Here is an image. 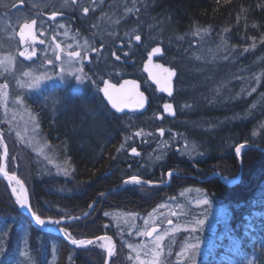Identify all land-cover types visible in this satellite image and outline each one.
Listing matches in <instances>:
<instances>
[{
	"label": "trees",
	"instance_id": "obj_1",
	"mask_svg": "<svg viewBox=\"0 0 264 264\" xmlns=\"http://www.w3.org/2000/svg\"><path fill=\"white\" fill-rule=\"evenodd\" d=\"M102 1L105 13L124 18V46L118 35L100 37L104 51L87 64L85 77L95 76L100 87L101 80L137 81L147 109L115 112L87 78L81 89L26 99L67 175L23 147L1 119L0 166L6 145L5 170L23 182L32 210L43 219L88 213L59 227L77 239L111 236L109 264H132V248L145 239L138 233L153 226L160 233L180 228L163 242L160 259L170 264H185L179 253L197 240L196 264H264V0ZM19 2L24 7L14 9ZM33 9L79 12L72 0L67 6L65 0H0V15ZM154 47L161 48L154 62L177 70L171 98L144 71ZM133 175L142 183L122 188ZM237 177L231 185L221 180ZM204 198L210 205L197 206ZM204 213V226L191 232ZM154 214L157 220L146 225ZM100 245L75 248L34 227L0 178V264H105Z\"/></svg>",
	"mask_w": 264,
	"mask_h": 264
},
{
	"label": "rangeland",
	"instance_id": "obj_2",
	"mask_svg": "<svg viewBox=\"0 0 264 264\" xmlns=\"http://www.w3.org/2000/svg\"><path fill=\"white\" fill-rule=\"evenodd\" d=\"M12 14L19 15L14 13ZM5 15L6 14L0 15V39H5L10 43L13 41L14 44V41H16L18 38L20 27L22 23L25 22L26 18H20L19 16H16V18H6ZM65 32L67 35H65ZM41 40L44 41V43L40 44L39 46L41 60L34 66H31L24 58L19 57L18 53L15 54V52L11 51L7 42L0 40V60H3L9 55L15 57V64L10 68L9 71H4L3 67H0V85H8V87L4 90L6 97L4 99H0V119L5 121L6 124L12 129L18 142L23 145V147L37 154L47 165L53 167L56 172L65 174L64 170L66 167L54 160L53 156L50 154L49 146L45 142L44 138L40 135V129L39 127H36V117L32 112L31 107L27 104L26 99L35 100L37 97L42 99L44 93L49 94L52 92L50 89H52L54 85H64L66 83H71L75 90L80 89L82 83L75 79V75L84 76L83 73H78L77 69L82 68L83 62L86 60V54L89 53L87 50L88 44H86L88 41H81L65 27L57 28L56 25H54L52 28H48V31L44 28H40V30L36 33V42ZM57 44L61 46L59 50H56L55 46ZM70 51L80 52L83 59L81 60L78 58L75 60H70L68 58V52ZM56 55H60L61 59L56 60ZM49 60H52L53 63H48ZM155 64L156 63L153 60V65ZM153 65L148 66L149 70L153 73L163 76L160 70L156 69ZM62 67L66 69V71L63 73L61 72ZM24 71H28L32 75L26 77L22 75ZM147 73L149 75L148 71ZM43 74L52 77V79H43L36 86H28L31 84L33 76H40ZM150 80L156 85L157 90L160 91L159 86L151 79V77ZM162 93L167 94L166 92ZM17 97L20 98L22 103L17 101ZM5 99L7 107H5ZM17 133H19V135H17ZM5 158L6 157L3 155L2 167L4 169ZM168 178H170V175H168ZM8 185L10 186L11 194L12 188H17L19 190V186L15 182H9ZM128 185L133 184H125V186ZM12 196L15 201V196L13 194ZM158 216L159 215L157 214L152 215L149 219H146L148 223L145 224H154ZM47 221L48 220H46V222ZM172 228L175 227H169L166 229ZM156 230L157 232L153 233L152 237L142 236L145 238L144 241H142L140 245L134 246L132 248V252L134 254V257L132 258V264H139L140 261L152 258L146 255L145 249L151 248L152 241L157 233H164H160L158 228H156ZM171 234L172 233L170 232L168 236H165V239L167 238L169 240ZM100 243L104 244L105 247L102 249L106 251L108 241H101ZM180 260H187V253H185L183 256L180 255Z\"/></svg>",
	"mask_w": 264,
	"mask_h": 264
},
{
	"label": "snow or ice",
	"instance_id": "obj_3",
	"mask_svg": "<svg viewBox=\"0 0 264 264\" xmlns=\"http://www.w3.org/2000/svg\"><path fill=\"white\" fill-rule=\"evenodd\" d=\"M73 5H75V0H72ZM68 5V0H65V6ZM78 7V5H75ZM90 11L89 7L84 6L83 7V12L85 14H87ZM129 12L132 11V9H128ZM58 13L57 12H53L51 18L55 19L57 17ZM117 23H119V21H117ZM37 25V21L35 19H32L28 22H23L21 27H20V32H19V36H20V40L22 43L28 44V47L25 48V50L23 51H19V56L24 57L27 60H31L34 56H36V50L35 48H33L31 46V44L28 43L27 38L25 37V30H32V35H31V41L33 43L36 42V36L34 33V29ZM60 28H64L65 25L64 24H60L58 25ZM204 31H207V29H204ZM227 31V30H225ZM65 35H67V33L65 32ZM134 39L136 41H140L141 40V36L140 35H135ZM131 41H129L130 43ZM40 44H43L44 41L41 40L39 41ZM226 43V41H225ZM87 44V42H86ZM56 50H59L61 48V46L59 44H57L56 46ZM29 49H31L29 51ZM92 51H98V49L96 48H92ZM245 51H247V49H245ZM161 54V48L160 47H154L152 48L151 52L148 54V63L147 65H145V71L149 72V76L151 77V79L159 86V90L161 92H166L168 96H172L173 95V90H172V81H173V77H175L177 75V70L174 68H170V67H165L163 64H155L153 65V56L156 55H160ZM112 55H116L114 52L112 53ZM125 55H128V53H125ZM68 58L70 60H75V59H83V57L81 56L80 52L77 51H70L68 52ZM56 60H60L61 56L60 55H56L55 56ZM116 59L119 60L120 57L116 56ZM48 63H53L52 60H49ZM15 64V57L14 56H7L5 57L3 60H0V67H3L4 71H9L10 68L12 66H14ZM149 65H153L156 69H159L160 72L163 74V76H160L156 73H153L149 70ZM66 69H64L63 67L61 68V72H65ZM83 68H78L77 72L78 73H83ZM22 75L28 77L31 76L32 74L28 71H24L22 73ZM75 75V74H74ZM87 78L91 83L95 84L97 86V90L99 92L103 93V96L107 99V101L110 103L111 107L113 109H115L117 112H123L125 108H132V109H143L145 107L147 98L145 97L144 93L139 91V87L136 83L135 80H124L123 83H120L119 86H117L116 83H111L108 80H101L100 83H102L104 86L100 87L99 84L96 81L95 76H91V77H84L82 75H75V79L78 82L83 83L84 79ZM43 79H52V77L47 76L46 74L40 75V76H33L32 77V82L31 84H29V87L32 86H36L38 85L41 80ZM131 85V88L127 89L126 94H122L124 92V90H126V86ZM8 87L7 84L4 85H0V99H4L6 97V93L4 92V90ZM253 91H255V89H253ZM17 101H20V98L17 97ZM5 103V107H7L6 104V99L4 100ZM164 110L166 112H168L170 115H174L173 112V106L172 104L169 103H165L163 105ZM36 127H39V125L37 124ZM161 132H163V130H161ZM17 135H19V133H17ZM3 136L0 135V145H3ZM242 148H244V145L241 144L239 146H237L235 148V152L236 155L239 156L241 154V150ZM132 153L135 155H139V153L137 152L136 148H132L131 149ZM8 155V149L7 146L4 145V156L7 157ZM65 175H67V170L65 169ZM0 172L3 173V175L8 179V180H15L16 184L19 186V191L17 188H12V194L15 196V202L17 205H19L20 208L22 209H27V211L30 213V215L32 216V218L34 219L35 223L39 226H44L46 224L45 219H43L41 217V215L37 214L36 211L32 210V207L30 206L29 203V197L27 194L26 189L24 188L23 182L20 181L19 179H16L15 176H10L9 173L2 167L0 166ZM169 175H172L171 173H169ZM142 183V181L135 175L131 176V178L129 180L125 181V184H136V185H140ZM144 184H151V181H143ZM197 206L200 205H210V201L207 198L204 199H197L196 201ZM91 207V205L89 206ZM88 213H85V216H87ZM105 216H108V213L105 212L104 213ZM173 215H176V213H173ZM207 217V213H204V218H197L196 220L193 221V223L196 225V227H193L190 229L191 232H197V230L199 228H202L205 224V220ZM73 219H80V217H73ZM47 223H51L54 225H60L61 224V220H52L51 218H49V220L47 221ZM145 223H148V221H145ZM168 224H172L173 221L172 220H168L167 221ZM61 232L64 233L65 237L70 241V243L72 245L75 246H84V245H92L95 241L88 239V240H84V239H77L74 238L72 236V234L66 229V228H60L59 229ZM188 230V229H185ZM180 231L179 227H175L172 229H166L164 231L163 234H159L157 233V235L154 237L152 244H151V248L145 249L146 255L152 257L151 259L148 260H144V261H140L139 264H170V260L165 259V260H161L160 258L163 256V249L165 247V245L163 244V241L165 240V236H168L169 233H175ZM157 230L155 227L151 228V230L148 231H143L138 233V235L141 236H145V237H152L153 233H156ZM7 233H5L6 235ZM99 241H108V246L106 248V251L108 253L109 256H111L113 254V250L115 248L114 243L112 242V237L111 236H99L96 238ZM101 248H104V244L102 243L100 245ZM129 247L131 248L132 245H129ZM169 248H171V245H168ZM200 251V243L199 240H197L195 243H188L187 245L183 246L182 251L179 253V255L183 256L185 255V253H187V260L185 262V264H188V262H191V264H196V255L199 253ZM169 255H171V251L169 252Z\"/></svg>",
	"mask_w": 264,
	"mask_h": 264
},
{
	"label": "flooded vegetation",
	"instance_id": "obj_4",
	"mask_svg": "<svg viewBox=\"0 0 264 264\" xmlns=\"http://www.w3.org/2000/svg\"><path fill=\"white\" fill-rule=\"evenodd\" d=\"M102 2H103L102 0H90L86 3H79L77 0H75V5H78L77 8L79 10L77 14H59L58 13L55 19H50L52 14L40 13L38 11H35V9L23 15L6 14L5 17L6 18H16V16H19L20 18H26L25 22L35 19L37 21V25L34 29L35 36H36L37 31L40 30V28H44L45 30L48 31V28H52L54 25H56L57 28H60L58 25L64 24L65 28L69 30L70 32H72V34L76 36L77 39L81 41L83 40L88 41L87 50L89 53L86 54V57H85L86 60L83 62V65H82V68L84 70L83 75L85 77V69H86L87 64L91 62L92 58H94L98 54L103 53L104 51V45L98 42V39L100 37L109 38V37H115L118 35L122 40L121 44H119V48L122 49L124 46V43H123V40L125 38L124 18H115L114 16L113 17L109 16L107 13H105L107 7L104 8L103 6H100ZM84 6H87L90 9V11L87 14L83 12ZM23 7L24 6L20 8H16V9H22ZM117 21H119V23H117ZM27 40H28V43L31 44L33 48H35L37 54L31 60H27L24 57L22 58H24L31 66H34L38 64L41 60V55H40V50H39L40 43L39 42L33 43L31 41V37L27 38ZM8 45L10 46V50L15 52V54L19 53V51L25 50V48L28 47V44L21 42L19 34H18L17 40L14 41V44H13V41H11V43L8 42ZM92 48H96L98 49V51H92L91 50ZM30 50L31 49H29V51ZM145 72L148 75L147 71ZM149 80H150V77H149ZM85 81L86 79H84L81 85V88L83 84L85 83ZM68 86H71L72 88L74 87L71 83H66L64 85H54L53 88L50 90L58 92V91L66 89ZM172 89H173V81H172Z\"/></svg>",
	"mask_w": 264,
	"mask_h": 264
},
{
	"label": "water",
	"instance_id": "obj_5",
	"mask_svg": "<svg viewBox=\"0 0 264 264\" xmlns=\"http://www.w3.org/2000/svg\"><path fill=\"white\" fill-rule=\"evenodd\" d=\"M22 6H23L22 3H18V4H16V5L14 6V8H20V7H22ZM50 19H52V18H50ZM31 35H32V30H25V37H26V38L31 37ZM34 57H35V56H34ZM124 80H132V79H129V78L123 79V80L121 81V83H123ZM111 83H113V82H111ZM136 83H137V85H138V82H137V81H136ZM117 86H119V84H118ZM131 87H132L131 85L126 86V90H124V92H123L122 94H126L127 89H128V88H131ZM138 87H139V85H138ZM139 91H141L140 88H139ZM141 92H143V91H141ZM143 93H144V92H143ZM100 95H101L102 99L104 100V102H105L106 104H108V105L111 107L110 103H109V102L107 101V99L103 96V93H102V92H100ZM144 95H145V93H144ZM145 97L147 98V101H146L145 107H144L143 109H138V110H137V109H132V108H125L123 112H126V111H132V112H135V113H143V112L147 109V106H148V97H147L146 95H145ZM111 108H112V107H111ZM114 111L117 112L115 109H114ZM123 112H117V113H123ZM9 175H10V176H15L16 179H19L15 174H11V173H9ZM0 178L4 179L7 183H9L10 181L15 182V180H8V179L3 175L2 172H0ZM19 180H20V179H19ZM222 180H223V179H222ZM237 180H238V177L235 178V179H232V180L225 179V180H223V182L226 183V184H230V185H231V184L235 183ZM20 181H21V180H20ZM15 183H16V182H15ZM23 185H24V184H23ZM24 188L26 189L27 194H28V190H27V188L25 187V185H24ZM122 188H123V186H122ZM28 197H29V194H28ZM29 203H30V199H29ZM30 206H31V205H30ZM21 211L25 214V216H26L27 218H29V220L32 222V224H33L34 227H36L37 229H39V230H41V231H43V232H51V233L56 234L57 236L61 237V238H62V239L68 244V245H70V246H72V247H75V248H86V247L90 246V245H84V246H75V245H72V244L70 243V241L65 237L64 233L61 232V231L59 230L60 228L58 227V225H54V224H45L43 227H40L39 225H37V224L35 223L34 219H33L32 216L30 215V213L27 211V209H22V208H21ZM84 216H85V215H84ZM84 216H81L80 218H83ZM71 220H74V219H73V218L70 219V220H64V219H63V220H61V223H66V222H69V221H71ZM92 240L95 241L93 244L99 242V240H97L96 238H95V239H92ZM112 242L114 243L113 240H112ZM114 245H115V243H114ZM110 257H111V256H109L108 253H107V251H106L105 264H109Z\"/></svg>",
	"mask_w": 264,
	"mask_h": 264
},
{
	"label": "bare ground",
	"instance_id": "obj_6",
	"mask_svg": "<svg viewBox=\"0 0 264 264\" xmlns=\"http://www.w3.org/2000/svg\"><path fill=\"white\" fill-rule=\"evenodd\" d=\"M11 182H13V181H10V183H11ZM124 186H125V183H124L123 187H124ZM18 191H19V190H18ZM83 216H84V215H83ZM46 224H47V222H46ZM40 227H43V226H40Z\"/></svg>",
	"mask_w": 264,
	"mask_h": 264
}]
</instances>
